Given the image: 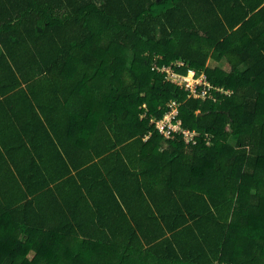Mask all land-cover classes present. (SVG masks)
Segmentation results:
<instances>
[{"label": "trees", "instance_id": "trees-1", "mask_svg": "<svg viewBox=\"0 0 264 264\" xmlns=\"http://www.w3.org/2000/svg\"><path fill=\"white\" fill-rule=\"evenodd\" d=\"M6 259L264 264V0H0Z\"/></svg>", "mask_w": 264, "mask_h": 264}, {"label": "built area", "instance_id": "built-area-1", "mask_svg": "<svg viewBox=\"0 0 264 264\" xmlns=\"http://www.w3.org/2000/svg\"><path fill=\"white\" fill-rule=\"evenodd\" d=\"M175 64L178 66L183 65L182 62H177ZM153 68L161 72L164 75L165 79H167L168 81L173 82L177 85H185L190 89L191 93L197 96H202L203 98L208 91L197 93V86L203 85L207 86L208 88L211 87L205 80L202 82H198V84L197 82H195L194 84L190 83L189 80L194 78L195 75V72L191 69H187L186 74L183 75L167 67L158 68L156 65H154ZM222 92L225 94H230L229 91L222 90ZM167 107L168 109L165 111L162 117L158 119H151V121L155 124V129L163 136L164 140L173 139L176 134H181L183 136V140H185L187 143H195V135H197V132L195 130L186 129L182 126V122L178 117L179 104L176 101L171 100L167 103ZM212 138L213 137L210 133H205L204 140L207 143L210 142Z\"/></svg>", "mask_w": 264, "mask_h": 264}, {"label": "rangeland", "instance_id": "rangeland-1", "mask_svg": "<svg viewBox=\"0 0 264 264\" xmlns=\"http://www.w3.org/2000/svg\"><path fill=\"white\" fill-rule=\"evenodd\" d=\"M204 77H205L204 74H200L198 76L195 74L194 75V78L190 79L189 82L192 83V84H194L195 82H197V84H198V82H202V81L205 80ZM212 89H214V88H211V89L208 88L207 91H212ZM10 263H11V261L9 259H6L5 260V264H10Z\"/></svg>", "mask_w": 264, "mask_h": 264}, {"label": "crops", "instance_id": "crops-1", "mask_svg": "<svg viewBox=\"0 0 264 264\" xmlns=\"http://www.w3.org/2000/svg\"><path fill=\"white\" fill-rule=\"evenodd\" d=\"M222 67H223V69H225V70L227 69V65H223Z\"/></svg>", "mask_w": 264, "mask_h": 264}]
</instances>
